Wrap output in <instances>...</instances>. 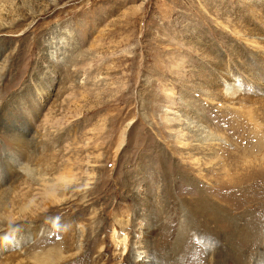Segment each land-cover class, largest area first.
I'll list each match as a JSON object with an SVG mask.
<instances>
[{"label": "rangeland", "instance_id": "rangeland-1", "mask_svg": "<svg viewBox=\"0 0 264 264\" xmlns=\"http://www.w3.org/2000/svg\"><path fill=\"white\" fill-rule=\"evenodd\" d=\"M18 196L9 264H151L181 234L187 264H264V0H0V197Z\"/></svg>", "mask_w": 264, "mask_h": 264}, {"label": "bare ground", "instance_id": "bare-ground-1", "mask_svg": "<svg viewBox=\"0 0 264 264\" xmlns=\"http://www.w3.org/2000/svg\"><path fill=\"white\" fill-rule=\"evenodd\" d=\"M5 197H0V235H5L6 233H9V232H12L14 230L19 229L21 227V225H19L20 220L23 218V212H24V209L20 206L21 203L19 204L20 200H18L21 197L18 196L17 199L11 198V199H9L8 203H6V205H4L3 200ZM202 210L204 212L195 211V212H191L189 214L192 216H196V217H198V215L201 216V214H203L207 218V221L212 222V223L215 222L216 225H219L223 221L228 222V224L230 226L229 229L231 231H233L234 227H235V229H238L241 227V224L239 225V223L237 221H236V223L234 222L235 220H234V216H232V214L230 215V214H227L225 212H216L213 209H209V210L202 209ZM36 216H37V214H36ZM248 216H246L248 219H250L251 217H254V215H252V214H249ZM231 218H233V221L231 220ZM194 219H197V218H194ZM232 223H234V224H232ZM224 225H225V223H224ZM228 234H230V236H232L231 233H228ZM184 236H185V234L180 235V238L176 241L173 249H169L171 246V242H168V241L163 239V242L159 243V250L161 253L165 252V256L156 255V253L153 251V246L150 247L148 250H144L143 252L147 253V255H144V256H146V257L150 256L151 257V259H148L147 262H149L151 264H159V263H155L156 260H154L153 256H151L153 254L156 257H158L160 264H173L172 261H176V260L179 262V264H187V261L193 262V259L195 258V253L197 254L199 250L197 248H192V246H189V241H188V239L184 238ZM16 243L17 244H15V243L14 244L12 243L11 245L9 244L10 247H8V249L9 248L13 249V250L16 249V245L19 244L18 242H16ZM147 244L148 243H146V245ZM226 244L230 250L231 243H226ZM133 248H134V246L132 247V251H133ZM128 253L129 254L127 257V263L128 264H139V258H138L139 256L137 257V254L134 252H132V253L128 252ZM226 254L227 255L229 254V256H226ZM230 254L231 253H229V252L226 253V251H224L223 248L215 249L213 251V254L210 257L208 256V263L207 264H215V263L216 264H224V263L228 264ZM173 257L176 260H174ZM244 260H246V258ZM81 263L82 262H77L76 264H81ZM0 264H9V263L6 260H2V261L0 260ZM83 264H86V262H84Z\"/></svg>", "mask_w": 264, "mask_h": 264}]
</instances>
